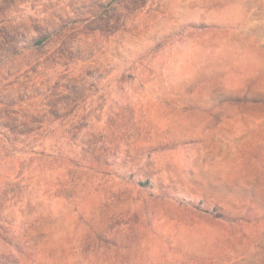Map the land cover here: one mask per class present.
<instances>
[{"label": "rangeland", "instance_id": "obj_1", "mask_svg": "<svg viewBox=\"0 0 264 264\" xmlns=\"http://www.w3.org/2000/svg\"><path fill=\"white\" fill-rule=\"evenodd\" d=\"M0 264H264V0H0Z\"/></svg>", "mask_w": 264, "mask_h": 264}]
</instances>
